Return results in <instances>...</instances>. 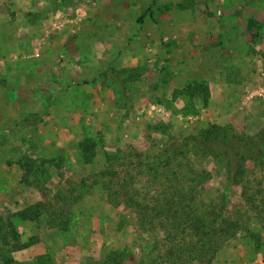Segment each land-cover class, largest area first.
Wrapping results in <instances>:
<instances>
[{
	"label": "rangeland",
	"instance_id": "rangeland-1",
	"mask_svg": "<svg viewBox=\"0 0 264 264\" xmlns=\"http://www.w3.org/2000/svg\"><path fill=\"white\" fill-rule=\"evenodd\" d=\"M196 82L206 106L183 91ZM211 126L264 129V0H0V219L29 244L13 264H103L112 251L148 264L155 236L95 173L108 154L135 161ZM190 159L209 174L204 203L225 191L228 211L250 208L215 264H264V167L226 188L213 158ZM38 203L39 219L18 218Z\"/></svg>",
	"mask_w": 264,
	"mask_h": 264
},
{
	"label": "trees",
	"instance_id": "trees-1",
	"mask_svg": "<svg viewBox=\"0 0 264 264\" xmlns=\"http://www.w3.org/2000/svg\"><path fill=\"white\" fill-rule=\"evenodd\" d=\"M183 91L190 98L200 97L207 105L210 93L202 82L187 85ZM80 151L83 162L91 164L94 156L90 142L83 141ZM201 153L222 167L226 188L248 184L254 173L249 166L264 167V129L249 136L236 134L228 127L211 126L184 144L150 155L135 154V161L122 157V151L108 154L106 171L95 173L97 179L106 180L107 195L122 199L135 210L139 227L155 236L148 264H215L218 252L241 231L243 219L249 217V207L226 209L225 191L216 200L210 197L209 203L202 201L209 174L195 168L190 159V155ZM22 160L19 165L25 174H37L36 161L28 157ZM44 211L46 206L38 203L19 211L17 216L34 221ZM28 245L21 242L11 222L0 219V264H13L12 253ZM103 264H124V254L112 251Z\"/></svg>",
	"mask_w": 264,
	"mask_h": 264
},
{
	"label": "built area",
	"instance_id": "built-area-1",
	"mask_svg": "<svg viewBox=\"0 0 264 264\" xmlns=\"http://www.w3.org/2000/svg\"><path fill=\"white\" fill-rule=\"evenodd\" d=\"M77 20H78V21H80V19H79V18H78Z\"/></svg>",
	"mask_w": 264,
	"mask_h": 264
}]
</instances>
